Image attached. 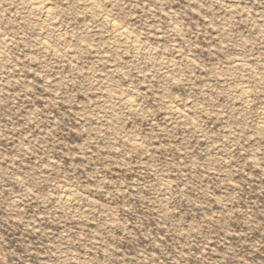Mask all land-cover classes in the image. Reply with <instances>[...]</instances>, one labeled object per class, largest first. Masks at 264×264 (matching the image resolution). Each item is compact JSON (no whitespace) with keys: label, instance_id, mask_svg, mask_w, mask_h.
I'll use <instances>...</instances> for the list:
<instances>
[{"label":"rangeland","instance_id":"374dc122","mask_svg":"<svg viewBox=\"0 0 264 264\" xmlns=\"http://www.w3.org/2000/svg\"><path fill=\"white\" fill-rule=\"evenodd\" d=\"M0 264H264V0H0Z\"/></svg>","mask_w":264,"mask_h":264},{"label":"bare ground","instance_id":"6f19581e","mask_svg":"<svg viewBox=\"0 0 264 264\" xmlns=\"http://www.w3.org/2000/svg\"><path fill=\"white\" fill-rule=\"evenodd\" d=\"M33 6H34V5H33ZM47 7H48V6H46V7L43 6V7H42V9H43V11L45 12V14H49V8H47ZM45 18H46V17H45ZM109 18H110V17H109ZM118 31H119V30H118ZM120 31H121V30H120ZM120 31H119V32H120ZM123 33H124V32H123ZM117 34H119V33H117ZM117 34L115 33V35H117ZM125 37H126V36H125ZM129 103H130V102H129ZM68 194H69V193H68Z\"/></svg>","mask_w":264,"mask_h":264}]
</instances>
